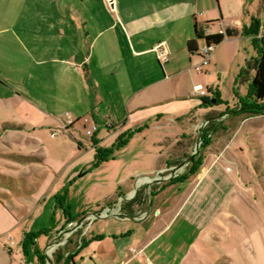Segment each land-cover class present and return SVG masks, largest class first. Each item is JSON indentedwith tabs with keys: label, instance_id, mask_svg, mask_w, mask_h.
Listing matches in <instances>:
<instances>
[{
	"label": "crops",
	"instance_id": "0c3cea01",
	"mask_svg": "<svg viewBox=\"0 0 264 264\" xmlns=\"http://www.w3.org/2000/svg\"><path fill=\"white\" fill-rule=\"evenodd\" d=\"M115 2L110 11L104 0H0V120L10 123L3 144L26 153L29 137L58 127L68 142L81 127L95 124L98 146L107 148L101 128L120 135L142 128L115 153L138 140L144 142L148 163L128 164L102 195L98 212L114 215L97 217L93 236L98 264H190L222 221L241 217L239 192L244 190L231 172L238 162L229 157L231 150L236 153L229 139L230 120L239 117L233 108L240 105L245 83H236V78L257 51L249 36L226 38L199 72L201 56L191 54L187 43L195 39L196 28L214 34L241 30L254 19L264 22L263 0ZM160 43L169 50L166 63L154 50ZM203 45L199 41V47ZM223 60L236 72L231 102L219 85L207 86L206 96L196 95V87L204 88L197 82L199 73H212ZM215 93L222 103L209 105ZM38 128L49 131H35ZM202 134L208 142L196 150ZM40 142L33 143L34 151L42 150ZM69 147L65 156L59 149V159L51 163L35 160L9 176L43 170L58 180L70 162ZM77 147L76 155L84 148L82 143ZM192 156L197 171L178 176L192 165ZM174 167L178 170L171 178L152 179ZM2 206L20 214L10 202L0 201ZM31 206L36 208L39 201ZM143 213L147 216L140 219ZM227 231L229 237L230 226ZM224 240L212 246L230 261Z\"/></svg>",
	"mask_w": 264,
	"mask_h": 264
},
{
	"label": "rangeland",
	"instance_id": "374dc122",
	"mask_svg": "<svg viewBox=\"0 0 264 264\" xmlns=\"http://www.w3.org/2000/svg\"><path fill=\"white\" fill-rule=\"evenodd\" d=\"M229 64V61L223 60V63H219L218 69L212 73H199L197 82L199 81L204 88L207 86L216 88L219 85L223 97L230 103L235 93L233 83L236 72L235 67ZM240 93V98L245 100L248 94L247 82L241 85ZM198 96L194 98L201 102L203 99ZM233 109L237 110L239 107ZM9 124L3 118L0 120V142H2L0 201L4 204L12 203L15 208L20 209V214H16L14 209V213H11L3 206L0 207V233L14 227L19 221V225L11 232L0 235V264H41L37 252L45 256L44 264H62L68 261V255L73 253L76 256L70 264H98L95 255L97 246L94 240H91L97 233L96 228L100 222L97 217L106 215L105 217L108 218L107 216L113 214L112 211L98 212L103 206L102 195L106 189L110 190L115 174L128 164L144 166L148 163V156L143 155L144 142L139 144L137 140L118 154H115L118 151L115 150L112 158L94 168L95 150L92 147L93 140H97L96 132L93 136H87L86 129L81 127L74 137L68 138L67 142L64 141L63 130L58 127H53L50 131L48 128H38L35 131L49 132L26 139L28 143L26 146L31 147L26 153H22L3 144L6 132L10 131ZM230 126L233 127V133L231 132L229 139L236 153L234 149L231 150L229 157H233L232 161L238 162L237 166L232 165L231 172L241 182L239 183L244 190L239 192L242 218L234 216L232 219L222 221L214 229L213 239L205 242V248L196 253L195 259L190 264H264V115L247 117L245 114H240L238 118L230 120ZM52 132L57 136L54 140L50 136ZM99 133L109 147L120 136L117 131H109L105 128H101ZM75 139L76 144H74ZM40 140V143H43L42 150L36 152L33 150L36 148L33 143H38ZM80 143L84 148L76 155ZM196 144V150H201V138ZM69 146H71L70 162L68 168L59 174L58 180L52 181L53 178L48 175L49 173L43 170L17 178L12 177L15 176L12 173L20 171L23 165H29L28 163L32 161L45 162L46 158L51 163L59 159L58 151L61 148L65 150L62 152L65 156L66 152L70 151L67 150L70 149ZM141 146L140 153L137 150ZM238 148L242 153L237 150ZM191 166L184 173L180 172L178 176L185 177ZM175 168L165 171L162 176H153L152 179L171 178L172 173L178 170ZM34 200L39 201L40 207L37 206L39 208L31 206ZM69 217L76 221L66 227ZM69 229L73 232L65 234ZM26 235L37 236V239L24 249ZM82 239L87 242L84 247H81ZM222 240L225 247H229L227 255L230 261L217 249ZM213 243L217 246H212ZM53 245L57 248L52 255H48V250ZM60 256L61 262L58 263Z\"/></svg>",
	"mask_w": 264,
	"mask_h": 264
},
{
	"label": "trees",
	"instance_id": "16d2710c",
	"mask_svg": "<svg viewBox=\"0 0 264 264\" xmlns=\"http://www.w3.org/2000/svg\"><path fill=\"white\" fill-rule=\"evenodd\" d=\"M261 23L262 22L259 19H254L249 25L243 26L241 30H238L236 28H227L223 32L214 34H205L204 32H201L196 28L195 39L187 43L188 51L191 54H198L200 49L199 41H203L205 46L212 47L214 49L215 47L220 45L226 38L236 37L238 35L249 36L252 38V41L257 51V56L255 58H251L246 62V66L240 69L239 74L236 78V83H244L246 81H249L247 97L245 98V100H240L237 115L245 114L247 115V117H256L264 115V37H259ZM258 41L260 45H258ZM252 70L254 71V74L252 77H250L249 75ZM219 101L221 102L222 100H219L218 95L215 93V96L207 103L209 105H213L217 104ZM141 130L142 128H139L133 131H126L122 133L117 138L115 143L107 148L98 146V141L93 140L95 149L93 167L97 168L100 163L106 162L109 158H112L115 150H119L126 147V145L133 138V136ZM201 140L202 146L208 142L207 136L204 134H202ZM197 157L198 154L196 155V158ZM196 158L192 161V166L188 172L190 174H193L197 171ZM198 163H200L199 160ZM65 215L67 218V214ZM71 221L74 220L69 217L67 223ZM35 239H37V236L26 235L23 243L24 249L29 247V245H31V243L35 241ZM95 239L96 238L94 236L91 240ZM86 243L87 242L82 239L81 247H84ZM37 254L40 259V263L44 264L45 256L41 255L39 252H37ZM68 256L69 260L64 261L62 264H70L76 254L73 253L69 254ZM61 258V256L58 257V263L61 262Z\"/></svg>",
	"mask_w": 264,
	"mask_h": 264
},
{
	"label": "built area",
	"instance_id": "2783aa9c",
	"mask_svg": "<svg viewBox=\"0 0 264 264\" xmlns=\"http://www.w3.org/2000/svg\"><path fill=\"white\" fill-rule=\"evenodd\" d=\"M104 3L110 11L115 10V8H116L115 0H104ZM205 34H209L207 30H205ZM259 37H261V38L264 37V22L261 23ZM154 50H155L157 57L161 63H166L168 61L169 50L164 43L158 44ZM212 51H213V48L207 47V46H204L203 48H201L199 50V55L201 56V63L196 67L197 71L203 72L205 67L209 65V62H210L209 57H210V54ZM195 93L199 94L200 96H206V95H208V90H206V88L198 86L195 88ZM86 121L87 120H85V122ZM96 131H97V126L95 124H93L89 129H86V134H87V136H93ZM55 136H56V133L51 134V137H55ZM146 216H147V214L143 213L141 216V219L146 218ZM96 217H97V215H96ZM78 226H79V223H78L77 227ZM70 232H73V231L71 229H69V230L65 231V234L70 233ZM134 252H135V250H134ZM138 253L141 254L142 252L139 251Z\"/></svg>",
	"mask_w": 264,
	"mask_h": 264
},
{
	"label": "bare ground",
	"instance_id": "6f19581e",
	"mask_svg": "<svg viewBox=\"0 0 264 264\" xmlns=\"http://www.w3.org/2000/svg\"><path fill=\"white\" fill-rule=\"evenodd\" d=\"M68 235H69V234H68ZM55 248H57L56 245L51 246V247L49 248V250H48V255H52V252L55 250ZM49 264H51V263H49Z\"/></svg>",
	"mask_w": 264,
	"mask_h": 264
},
{
	"label": "water",
	"instance_id": "95a60500",
	"mask_svg": "<svg viewBox=\"0 0 264 264\" xmlns=\"http://www.w3.org/2000/svg\"><path fill=\"white\" fill-rule=\"evenodd\" d=\"M234 112H236V111H234ZM191 159H193V156L191 157Z\"/></svg>",
	"mask_w": 264,
	"mask_h": 264
},
{
	"label": "flooded vegetation",
	"instance_id": "af4514ba",
	"mask_svg": "<svg viewBox=\"0 0 264 264\" xmlns=\"http://www.w3.org/2000/svg\"><path fill=\"white\" fill-rule=\"evenodd\" d=\"M142 203H143V201H142ZM144 205V204H143Z\"/></svg>",
	"mask_w": 264,
	"mask_h": 264
}]
</instances>
